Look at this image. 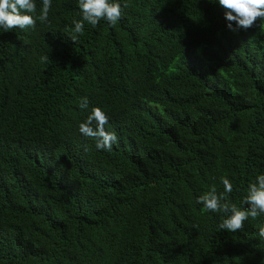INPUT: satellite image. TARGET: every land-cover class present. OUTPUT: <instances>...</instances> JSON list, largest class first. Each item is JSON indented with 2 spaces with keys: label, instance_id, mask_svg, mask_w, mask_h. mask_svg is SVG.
Masks as SVG:
<instances>
[{
  "label": "trees",
  "instance_id": "16d2710c",
  "mask_svg": "<svg viewBox=\"0 0 264 264\" xmlns=\"http://www.w3.org/2000/svg\"><path fill=\"white\" fill-rule=\"evenodd\" d=\"M126 3L75 42L79 0L0 28V264H264V214L229 232L197 202L227 178L247 207L264 174V21L233 32L218 0ZM94 107L111 150L79 130Z\"/></svg>",
  "mask_w": 264,
  "mask_h": 264
},
{
  "label": "clouds",
  "instance_id": "9594fccd",
  "mask_svg": "<svg viewBox=\"0 0 264 264\" xmlns=\"http://www.w3.org/2000/svg\"><path fill=\"white\" fill-rule=\"evenodd\" d=\"M218 3L224 9L228 29L233 32L241 29L247 31L257 27L258 21H264V0H218ZM126 7V0L123 7L118 0H79L82 19L73 21L71 40L75 42L79 35H83L84 22L95 27L101 20H106L115 26L124 15L123 9ZM50 9L51 0H42V9L37 17L35 0H0V28L5 32L14 28H35L37 19L41 23L48 21ZM47 60V56L42 57V61ZM88 104L87 97H84L80 108L86 109ZM108 121V114L101 108L94 107L86 121L79 125V130L86 137L95 139L98 149L111 150L117 136L115 132L105 130ZM222 184V193H218L215 185H212L197 198V202L203 205L202 211L225 214L226 218L219 225L220 229L229 232L241 231L246 220L256 219L264 214V174L258 175L256 181L249 184L247 195L242 201L243 205H247L244 208H238L229 199V194L233 191L232 183L227 178H222ZM258 235L264 238V226L260 227Z\"/></svg>",
  "mask_w": 264,
  "mask_h": 264
}]
</instances>
